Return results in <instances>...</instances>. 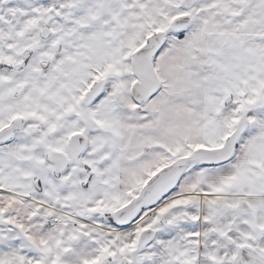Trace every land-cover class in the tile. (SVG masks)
Listing matches in <instances>:
<instances>
[{
  "label": "snow or ice",
  "instance_id": "snow-or-ice-1",
  "mask_svg": "<svg viewBox=\"0 0 264 264\" xmlns=\"http://www.w3.org/2000/svg\"><path fill=\"white\" fill-rule=\"evenodd\" d=\"M0 264H264V0H0Z\"/></svg>",
  "mask_w": 264,
  "mask_h": 264
}]
</instances>
